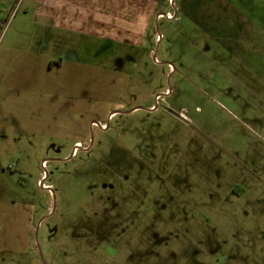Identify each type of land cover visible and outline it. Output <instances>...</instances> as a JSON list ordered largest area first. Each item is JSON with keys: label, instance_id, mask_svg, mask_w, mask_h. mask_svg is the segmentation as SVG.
Segmentation results:
<instances>
[{"label": "rangeland", "instance_id": "obj_1", "mask_svg": "<svg viewBox=\"0 0 264 264\" xmlns=\"http://www.w3.org/2000/svg\"><path fill=\"white\" fill-rule=\"evenodd\" d=\"M157 1L132 45L0 0V264H264V0Z\"/></svg>", "mask_w": 264, "mask_h": 264}, {"label": "crops", "instance_id": "obj_2", "mask_svg": "<svg viewBox=\"0 0 264 264\" xmlns=\"http://www.w3.org/2000/svg\"><path fill=\"white\" fill-rule=\"evenodd\" d=\"M30 1L36 5L35 15L54 29L132 45L141 43L158 7L157 0ZM245 50L250 53L249 59L264 55L263 47Z\"/></svg>", "mask_w": 264, "mask_h": 264}, {"label": "built area", "instance_id": "obj_3", "mask_svg": "<svg viewBox=\"0 0 264 264\" xmlns=\"http://www.w3.org/2000/svg\"><path fill=\"white\" fill-rule=\"evenodd\" d=\"M169 3L171 4V6L173 5V0H169ZM166 19V20H172L173 18H174V16H173V14H170V13H165V14H159V15H157V20H159V19ZM157 39H158V36H157ZM102 126V125H101ZM101 126H100V128H101ZM76 149V147L74 148V150ZM44 165L42 164V167H43Z\"/></svg>", "mask_w": 264, "mask_h": 264}, {"label": "flooded vegetation", "instance_id": "obj_4", "mask_svg": "<svg viewBox=\"0 0 264 264\" xmlns=\"http://www.w3.org/2000/svg\"><path fill=\"white\" fill-rule=\"evenodd\" d=\"M53 63H56L57 65H59L58 63H57V61L56 62H53ZM158 99V96H155L154 97V102H156V100ZM149 110H150V108H148ZM151 109H153L152 107H151ZM154 110H156V108L154 109ZM151 111V110H150ZM77 148V147H76Z\"/></svg>", "mask_w": 264, "mask_h": 264}, {"label": "bare ground", "instance_id": "obj_5", "mask_svg": "<svg viewBox=\"0 0 264 264\" xmlns=\"http://www.w3.org/2000/svg\"><path fill=\"white\" fill-rule=\"evenodd\" d=\"M42 186V188H46V189H49L50 187H47V186H45V185H41Z\"/></svg>", "mask_w": 264, "mask_h": 264}]
</instances>
